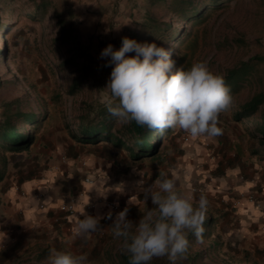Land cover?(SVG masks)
<instances>
[{
    "label": "rangeland",
    "instance_id": "obj_1",
    "mask_svg": "<svg viewBox=\"0 0 264 264\" xmlns=\"http://www.w3.org/2000/svg\"><path fill=\"white\" fill-rule=\"evenodd\" d=\"M62 1V5L73 11L76 36L72 46H61L52 41L56 33L52 9L43 22L26 15L32 10L28 0H15L10 11L3 9L0 12L2 23L8 25L3 34L0 32V106L5 101L19 98L26 101L25 110L46 112V119L35 131L33 144V148L42 153L41 161L29 176L25 172L28 167L20 171L25 172L24 177H18L12 185L19 197L30 193L34 203L31 208L36 210H33L34 218L25 216L19 209L14 210L15 220L22 223L17 229L27 231L24 245L86 254L89 264H109L107 255L121 249V242L112 235L111 224L116 214L128 208L127 219L135 223L147 210L155 208L145 197L158 190L156 180L176 176L181 193L191 194L196 201L204 195L209 201L205 214V219H212L209 237L196 248L206 252L201 264H264V226L244 221L254 211L259 213L258 217L264 215V150L259 152L256 143L246 134L244 124L231 118L236 102L264 86V64L234 96L232 109L219 115L218 127L222 134L218 137L193 139L179 128L169 129L170 132L162 136L155 156L139 162H132L126 152L110 145L82 147L69 137L71 117L82 109L84 102L105 103L103 88L111 67L103 66L106 61L99 59V53L109 44L114 50L118 49L120 46L113 41L124 37V30H135L146 9H97L95 12L96 9H77L80 0ZM133 10L141 16L135 17L136 22L131 18ZM120 17L127 22L122 30L114 23ZM205 28L207 35L200 40V49L192 57L191 64L207 61L211 71L218 74L256 56L264 59V0H230L206 24L196 28L188 25L186 32H202ZM221 39L228 43L217 49L216 41ZM237 39L242 40L240 47L236 44ZM162 47L168 52L171 50L177 59L180 52L177 44ZM80 53L89 55L91 60ZM66 59L74 64L72 68L60 70L55 66ZM87 64L91 69L82 78L81 90L74 96L66 95L64 79L76 75L78 66ZM231 141L247 150L248 158L243 153H238L239 158L237 154L232 157L228 147ZM255 148L257 154H251ZM244 158L248 160L244 162ZM7 163L11 167L8 178L18 176L11 174L13 168L25 165V161L16 155H7ZM235 165H240L238 173L233 170ZM56 172H59L57 176L50 180ZM23 184L31 185L33 191L25 190ZM120 188H124L121 193ZM104 199L114 201L118 206V210L111 213L112 218H107L110 212H106L100 216L97 232L87 238H73V221L69 217L79 215V205H86V214L98 216L96 207L104 208ZM64 204H76L77 207L68 214L60 210ZM92 205L95 207L89 212ZM10 207L11 204L0 197V211ZM0 217H3L2 213ZM2 225L5 229L11 226L8 223ZM247 229H250L248 234ZM49 256L44 259L45 264L49 263ZM155 259L159 264H169L166 258Z\"/></svg>",
    "mask_w": 264,
    "mask_h": 264
},
{
    "label": "clouds",
    "instance_id": "obj_2",
    "mask_svg": "<svg viewBox=\"0 0 264 264\" xmlns=\"http://www.w3.org/2000/svg\"><path fill=\"white\" fill-rule=\"evenodd\" d=\"M99 59L106 61L104 67H111L103 99L109 114L120 124L134 122L148 130L179 128L193 139L222 134L218 117L232 109L233 96L224 78L213 73L207 61L173 70L174 61L165 48L128 37L121 38L116 50L111 44L103 48ZM177 179L156 180L158 190L145 197L155 208L135 223L127 219L128 208L116 214L112 235L121 242L128 264H151L154 258L177 264L189 251V233L198 242L203 241L209 201L204 195L196 201L191 194L181 193ZM78 207L79 215L69 217L73 221L72 235L87 238L100 229L101 217L86 214V205ZM7 239V234L0 231V252ZM49 264H89V260L86 254L52 249Z\"/></svg>",
    "mask_w": 264,
    "mask_h": 264
},
{
    "label": "trees",
    "instance_id": "obj_3",
    "mask_svg": "<svg viewBox=\"0 0 264 264\" xmlns=\"http://www.w3.org/2000/svg\"><path fill=\"white\" fill-rule=\"evenodd\" d=\"M15 0H0V12L3 9L10 11L11 4ZM31 3V11L26 15L35 21L43 22L49 9L53 10L56 33L52 41L61 46H72L75 41V29L73 25V11L70 7L62 5V0H28ZM230 0H149L145 14L140 22L136 24L133 31L124 30V37L134 39L137 42H155L162 47L167 44H177L179 54L177 59L172 54L170 47V58L174 61L176 68L190 67L191 59L200 49L199 42L207 35L205 28L200 32H186L188 25L191 28L206 24L214 14L221 10ZM0 13V32L6 31L8 25L2 23ZM205 42V41H204ZM114 44L121 46V39L114 40ZM228 40L216 41V48L226 45ZM242 40L237 39V46H241ZM79 50V48H78ZM1 54V52H0ZM82 54L87 60L89 55ZM264 64V59L254 57L248 62H238L223 72H218L231 89L234 96L254 77L257 68ZM88 65V64H87ZM55 66L60 70L72 68L74 64L69 59L59 61ZM76 66V65H75ZM89 66V65H88ZM78 66L77 74L64 79V91L68 96H74L81 90L82 78L90 72L89 66ZM73 71V70H72ZM73 74V73H72ZM261 85V84H260ZM232 120L244 125L246 134L253 139L257 148L264 149V86L254 90L244 100L236 102ZM26 101L14 98L1 104L0 115V182L3 179L7 164V155H16L28 151L35 142V131L46 119V112H34L32 109L25 110ZM71 129L69 137L76 144L85 147L111 146L115 150L124 151L132 162H139L145 158H153L161 142L163 135L169 133L165 130H148L146 127L138 126L134 122L122 125L112 117L103 104L83 103L82 109L71 117ZM251 154H257L256 148ZM212 219H204L203 241L209 237V228ZM190 242L189 251L180 264H201L205 251L196 250L202 242L191 233L188 234ZM215 243L209 246V250ZM49 247L39 248L34 254L32 261L40 263L49 256ZM109 264H128V257L122 249L110 252ZM151 264H159L154 258Z\"/></svg>",
    "mask_w": 264,
    "mask_h": 264
},
{
    "label": "crops",
    "instance_id": "obj_4",
    "mask_svg": "<svg viewBox=\"0 0 264 264\" xmlns=\"http://www.w3.org/2000/svg\"><path fill=\"white\" fill-rule=\"evenodd\" d=\"M148 1L149 0H80V4L77 9H84V10L85 9H91V10L96 9L95 12L97 11V9L99 11L101 9H103V11H107V9H147ZM135 12H136V15H135ZM131 14H132L131 18L133 21L135 20L136 16H138L139 18L141 17L138 11L136 10H133ZM91 21H94V20L91 19ZM136 21L137 20H135L134 22ZM114 23L116 27L120 30H122V28L126 27L127 25V22L122 17H120L119 20L114 21ZM230 144L231 145H229L228 147L231 148V153H233L232 157L237 154L236 156L239 158L240 157L239 154L242 155V153L245 156L248 155L247 150L244 151L242 147L235 144L234 141H231ZM33 146L26 152L16 154V156L20 157L21 159L25 161V165L23 164L22 167H16V168L12 167L13 169H12L11 174H17L18 176L16 177L10 176L8 178L9 169H11V167L7 163L6 164L7 170L5 169L3 179L0 182V197L4 199L6 202H9L11 204L10 208H6V209L4 208L3 211H0V214L1 213L3 214V217H0V219L2 220V223H0V231H4L8 236V239L4 243V250L0 252V264H45L44 263L45 260L41 261L40 263H36L35 261H32L34 254L38 252L40 246L35 245L36 247L35 246L27 247V245H24L27 241L26 238L28 237L26 235L27 231H24L21 228L17 229V227H20L22 225V223L16 221L15 215H14V210L19 209L20 211L23 212L25 216L30 217L31 215L34 218L33 213L36 211L35 208H31V207H34V203L32 200L33 197L30 196V193L26 197L22 198L16 195L12 188V185H14L18 181L17 179L18 177L22 176L21 178H23L24 177L23 175H25V172L27 176L31 175L34 172V169H36L35 166L39 163V160L41 161L42 153L40 151L35 150L36 148L34 149ZM257 150L260 152V150H264V149L258 148ZM30 158H33V160L30 161ZM247 158L246 159L244 158L243 161L244 162L247 161L248 160ZM244 162H242V164ZM239 166L240 165H237V166L235 165V167L233 168V170L236 173H238L239 172L238 170H240ZM27 167H28V170H26L25 172H20V171H23V169ZM58 173L57 172L52 173L53 175H51L49 179L51 180L53 176L56 177ZM14 178H16L15 182L13 181ZM25 183H28V181H25ZM23 185H24L23 187L25 188V190L29 192L33 191V189L31 188V185L29 184L28 185L23 184ZM23 187H21V189H24ZM123 189L124 188H120L119 192L121 193ZM101 195L103 196L104 194H101ZM85 198H87V195L85 196ZM96 210H97L96 213H98L99 217L103 216L104 214H106V212H108L105 208H102L99 206L96 207ZM257 213L258 212L254 211L253 215L251 216L247 215V217L249 218L248 220L247 219L246 220L243 219V220L246 221L247 223L250 222L251 225L257 222L258 224H262L264 226V215L260 214L261 216L258 217ZM258 219H259V222H258ZM14 222H16V224L15 226L14 225L12 226L11 224ZM3 223L4 224L8 223L11 226L8 227L7 229L2 228L1 226H3L2 225ZM248 233H250V229L246 230V234ZM10 253L12 254L10 255ZM22 253L25 256V257L23 256V258L21 257ZM24 258L28 259V261H24L23 260Z\"/></svg>",
    "mask_w": 264,
    "mask_h": 264
},
{
    "label": "built area",
    "instance_id": "obj_5",
    "mask_svg": "<svg viewBox=\"0 0 264 264\" xmlns=\"http://www.w3.org/2000/svg\"><path fill=\"white\" fill-rule=\"evenodd\" d=\"M94 207H95V205H92L91 207H89V209H88L89 212H91V210L94 209ZM103 207L107 211H109L110 213L116 212L118 210V206H117L116 202H114V201H108L107 199H104V201H103ZM60 210L63 211V212H66L68 214H71L72 211H73V207H72L71 204H64V205L61 206Z\"/></svg>",
    "mask_w": 264,
    "mask_h": 264
}]
</instances>
